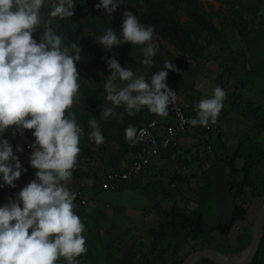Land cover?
I'll list each match as a JSON object with an SVG mask.
<instances>
[{
    "label": "trees",
    "instance_id": "trees-1",
    "mask_svg": "<svg viewBox=\"0 0 264 264\" xmlns=\"http://www.w3.org/2000/svg\"><path fill=\"white\" fill-rule=\"evenodd\" d=\"M51 1L57 24L42 36L43 44H28L27 50H21L14 64L0 62V91L4 98H7L6 105L12 107L15 103L32 101L29 92L19 87L20 80L39 89L46 86L43 89L57 101L60 112L70 113L77 119L79 130L86 140H89L91 147L102 145L110 148L112 145H118L124 155L134 153L131 148L133 135L143 124L151 121L146 115L150 108H142L136 94V91L147 87V72L151 73L152 83H161L166 93L172 92L169 94L171 101L167 104L163 102L164 107H161L166 112H170L174 94L177 93L176 88L181 86L191 89L189 99L195 108H198L201 91L195 84L197 78L186 82L181 72L197 63L203 67L208 58L216 57V53L210 50L211 47L225 46L224 37L230 30L246 38L247 27L256 29L257 16L264 10V0L256 1L255 7H252V17L247 20L241 18L242 11L234 9L236 6L231 1H223L229 7L226 12L222 9L215 11L211 4L206 6L204 0ZM116 7L121 8L123 12H118ZM179 11H183L190 19L189 23L184 24L181 21ZM127 16H132L137 23L147 26L162 41L173 45L178 53L174 55L167 52L170 57L168 59L160 57L155 46L150 50L140 44L136 28L128 21ZM40 22L38 19L37 24ZM239 25L245 27L241 30ZM0 37L20 44L7 33L0 32ZM47 47L54 50L46 53ZM143 52L147 53L151 60L144 61ZM218 62L220 68L215 81L221 88H227L228 80L230 76L233 77L235 70L219 58ZM89 63L92 65L89 66ZM243 68L245 75L252 74L253 68L248 69L247 63L243 64ZM240 83L244 85L243 81ZM144 95L147 96L146 93ZM248 105L260 110L251 102ZM261 120L260 127L264 129V115ZM60 129L63 131L61 125ZM3 139L10 149V153L3 157V168L10 169L12 155L25 159L30 164H40L46 174L47 184L57 177L56 165L76 167V163L81 162L78 159H69L62 150L58 151L56 158L49 157L50 160L39 162L23 153V150L18 149L7 137ZM26 145L25 142L23 147ZM86 149L89 153L93 152L88 146ZM235 159L232 157L228 162V184L234 200L244 196L246 187H251L253 193L252 184L255 178L250 175L248 164L238 168ZM241 174H244L243 181L240 180ZM99 182L102 186L103 182ZM41 192L46 193L44 189H41ZM263 195L264 190L254 197ZM75 200H78L76 196ZM246 217V210L234 203L233 222ZM232 229L231 224L219 228L226 242L224 248L218 244L220 240L213 236L216 230L207 226L200 211L189 207H176L170 212H161L145 237L147 239L132 240L129 244L130 250L120 256L119 261L121 264H182L186 255L199 250L197 246L192 245V240L201 242V249L215 248L227 254H234L229 244ZM250 236L249 228L248 234L240 237L242 240L239 245L242 248L239 250L246 248ZM7 249H14V246L10 244L7 233L0 231V256ZM263 249L264 237L251 264H259ZM200 262L217 264L208 259H201Z\"/></svg>",
    "mask_w": 264,
    "mask_h": 264
},
{
    "label": "rangeland",
    "instance_id": "rangeland-1",
    "mask_svg": "<svg viewBox=\"0 0 264 264\" xmlns=\"http://www.w3.org/2000/svg\"><path fill=\"white\" fill-rule=\"evenodd\" d=\"M223 1L234 2L236 6L234 9L241 10V18L248 20L252 17L251 11L252 7H255L254 3L259 0H204V3L206 6L211 4L215 11L222 9L223 12H226L229 7ZM230 9L231 11L233 10L232 7ZM116 10L123 12L119 7H116ZM179 14L184 24L190 22V19L184 15L183 11H179ZM127 18L135 26L137 39L140 44L150 50H153V46H155L158 50V55L168 59L170 57L167 56V52H171L174 55L178 53L173 45L162 41L147 26L137 23L132 16H127ZM38 19L41 20L40 24H37ZM215 22L218 24L217 20ZM256 22V29L250 26L247 27L248 36L246 38L232 30L227 32L224 37L225 46H222V48L213 46L210 49L214 54L216 53V57L211 56L208 58L203 67L197 63L190 68H186L185 71L181 72L184 80L192 82L197 78L195 80L197 85L199 78H201L200 75L205 70L208 62L212 61L214 65L216 64L219 67V58L231 66L232 70H235L233 77L230 76L231 82L228 85L237 88L241 86L240 82L243 81L248 88L242 89V94L245 95V98L248 95L256 101L257 98L255 96L264 93V10L258 14ZM56 24L57 16L51 0H0V32L7 33V35H11L20 42L18 44L11 39L0 37V62L14 64L21 50H27L28 44L35 42L43 44L42 36ZM244 27V25H239L241 30ZM51 50L54 49L47 47L45 52L50 53ZM55 51L58 52L57 49ZM143 54L145 56L144 61L151 60L147 53L143 52ZM245 63H249L251 69L253 68L251 75H245L243 68ZM91 65L92 63H89V66ZM208 73H214V68H209ZM146 79L147 107L145 101H142L139 91H136V94L140 105L145 109L150 108L147 110L146 115L151 118L152 114H158V112L152 110L153 107L155 110H162L161 107H164L163 102L167 104L171 101L169 94L172 92L166 93L161 83H152L150 72H147ZM229 86L224 92L226 96L230 92ZM19 87L29 92L32 101L25 100L23 104L15 103V105L9 107L6 105L7 98H4L2 91H0V204L2 205H0V208L4 210V207L8 205L24 208L27 207V203L33 202V208L30 210H36L34 206L39 205V202L46 198V193L41 192V189H43L42 181L44 186L47 183L46 174L44 172L45 178L40 175L43 172L40 164L32 166L33 164L15 155H12L10 160V169H4L3 157L10 153V149L3 138L7 137L11 143L18 149H22V152L28 156L34 155L35 160H39V162L48 161L51 155L53 158L57 157L58 148L63 153L65 150L75 154V156L78 152L79 157H86L87 151L84 144L79 141V139L83 138V134L79 130L77 119L71 114L60 112L57 101L48 95L46 89H43L46 86L39 89L24 80H20ZM176 89V94H184L185 92L187 94V91L191 90L189 87L185 88V86L177 87ZM250 91L254 95H250ZM175 99L181 98L177 96ZM60 125L63 131H61ZM25 142L27 145L23 147ZM247 150L251 152L248 160V170L252 171L250 175L255 177L252 184V194L254 196L263 193L264 190V143H253L250 138H245L240 144L238 153L241 155L244 153L249 154ZM66 154L68 155V153ZM72 154L68 156L73 158ZM97 155L104 157L105 154L100 151ZM121 162V166L124 167L130 161L121 157ZM89 163H92V161ZM60 165H56V172ZM223 167L222 164L219 165V169ZM32 168L34 171L31 170ZM99 169L102 173L105 171L107 176L111 168L109 166L105 169L101 163ZM207 177L211 180L212 195L220 196V200H222L220 206L225 208V205L228 204L226 201L228 196L226 192L227 185L219 176V170L212 169L207 174ZM142 178L126 182V189L120 191L103 190L104 192L101 194L95 195L89 206L77 208L71 215H63L60 219L53 218L51 225L45 230L46 239L44 236L40 239L41 249L39 247L36 249L37 247L34 245H31L29 250L17 249L13 252V249H7L0 256V261L2 260L0 264H37V260L42 261L43 264H114L115 259H119L120 256L122 257L130 250L129 244L134 240V233L135 238L136 236L142 237L138 233V228L145 222V219L151 217L152 214H161L159 210L156 211L158 206H160V203L156 201L161 197V192L167 190V187L158 183L152 184L150 189L145 190ZM104 180L102 179L101 181L104 183ZM138 181L141 182L140 185H138ZM262 201L263 197L259 198V202L254 204L253 207L255 209L251 208V212H256ZM107 206L117 208L130 207L140 212H146L148 215L147 217L135 218L132 228L135 232L130 234V239L126 236L106 243L103 238L105 231L101 227V223L106 222L107 217L104 212ZM21 213L25 216L27 212L23 211ZM45 214L47 213L45 212ZM3 216L6 215L2 214ZM28 217L38 222L33 211L29 212ZM252 222L253 220L248 217L237 219L233 222L232 215L230 218H228V215L226 216L223 226L231 224L232 228H235L229 241L234 252L233 255H239L247 248L248 244L245 249L239 250L242 246L238 245L237 238L248 234ZM51 235L57 237L53 242H51L49 237ZM218 238L220 240L218 244L225 248L226 242L221 234ZM148 241L150 242V240ZM191 243L197 246L199 250H202L201 242L192 240ZM200 263L199 261L196 264ZM259 264H264V249L259 258Z\"/></svg>",
    "mask_w": 264,
    "mask_h": 264
},
{
    "label": "crops",
    "instance_id": "crops-1",
    "mask_svg": "<svg viewBox=\"0 0 264 264\" xmlns=\"http://www.w3.org/2000/svg\"><path fill=\"white\" fill-rule=\"evenodd\" d=\"M215 65L212 61L208 62L196 85L201 91V98L204 95L211 94H218L220 98V102L216 107V110L221 115L220 129L219 132L212 135L207 143L212 145V149L209 150L206 145H203L202 137L198 132L194 130L187 131L179 135L176 147L162 151L160 155L156 156L152 161V165L147 168L139 178L141 179V177H143L142 181L145 190L150 189L152 184L158 183L167 187V190L161 192V197L156 201L160 203L156 211L159 210L160 213L161 211L170 212L176 207L179 209L189 207L190 209L198 210L202 213L207 226H209L210 229L214 228L212 230H216L213 236L218 240L221 234L219 228L224 224L226 216L228 215V218H230L232 215L234 203L241 205L242 208L246 210L247 217L252 220L255 212H251V208L254 210V204L259 202V198H261L254 197L251 187H246L244 196L234 200L228 184L230 180L228 162L234 157L236 158L235 163L238 168H242L248 164L249 155L251 154L250 150H247L249 154L244 153L241 155L238 153L240 144L245 138H250L253 143H264V129L260 127L262 123L261 117L264 115V93L255 96V98H257L256 101L251 99L248 95L245 98V95L242 94L241 91L244 88H248V86L244 83V85L237 88L227 85V87L229 86L230 88V92L229 95L226 96L224 93L226 92V88H221L214 80L220 68L218 65H216V68ZM209 68H214V73H208ZM230 82L231 78L228 80V84H230ZM190 92L191 90L187 91V94H185L186 92L184 94H174V99L180 96L182 100L191 102L189 99ZM139 93L142 96V101H145L147 107V99L144 95L147 93L146 88L139 90ZM250 95H254V93L250 91ZM138 102L140 104L139 99ZM250 102L253 103L256 108L259 107L260 110H255L252 106H249L248 103ZM172 107L170 112H166L163 108L162 110H155L153 107L152 110L158 112V114H152L151 121H156L160 127L171 124L174 121ZM65 113L70 114L67 112ZM104 118H106V116H104ZM79 141L84 144L86 151V146H88L93 152L89 153V151H87L86 157H79L78 152L75 156V154L64 150L65 154H72L73 158H70V156L66 154L69 159H78L81 160V162L76 163V167L61 164L60 168L57 170V175L61 172L62 166H67L69 168L63 178L56 177L52 183H46L45 186L42 181L41 185L43 189H46V198L39 202V205L34 206L36 210H30L33 208V202L27 203V207L24 208L15 207L14 205H8L4 207V210L0 208L1 213L6 215L2 217L0 213V231L2 233H7L12 226L14 218L20 216L24 223L29 226V230L33 237V241L27 248H21L19 246L14 247L12 250L13 252L17 249L29 250L31 245L36 246V249H38V247L40 248V239L42 236L46 239L45 230L51 225L53 218L60 219L63 215H71L74 210L76 211L77 208L82 207L79 201L75 200V196L76 192L81 189L83 185L86 186L89 192V202L87 206L90 205L95 195L104 192L99 181L105 179L106 172L103 171L102 173L99 169L101 163L105 169L109 166L111 169H126L131 165L134 159V153L124 155L120 152L118 145H112L110 148H105L102 145L91 147L89 140H86L85 136L79 139ZM58 149L60 150V148ZM59 150H57V154ZM100 151L105 154L104 157H102V155H97ZM114 156L117 158H114ZM121 157L130 161L124 165V167L121 166ZM31 158L35 159V156L31 155ZM51 158H53L52 155ZM91 161L92 163H89ZM220 164L224 166L221 169H219ZM34 165L39 164H33L32 166ZM212 169L219 170V176L227 185L226 192L228 196L226 201L228 204L225 205V208L220 206V202H222L220 196L217 197L212 195L210 187L212 185L211 180L207 177V174ZM31 170L34 171L33 168ZM40 175L45 178L44 172H41ZM243 177L244 174H241V181L244 180ZM97 179H99V181H97ZM140 184L141 182L138 181V185ZM126 187L127 185L125 184L120 190L126 189ZM21 210L27 212L25 216H23L21 213L23 211ZM32 211L35 213L38 222L28 217L29 212ZM45 212L47 214H45ZM104 213L107 218L106 222L101 223V227H103L105 231L103 238L106 243L126 236L130 239V234L135 232V230L133 231L132 229L135 218L147 217L148 215L146 212H140L130 207L117 208L113 206H107ZM158 215L159 214H152L151 217L145 219V222L138 228V233H140L142 237L136 236L137 239L138 237L139 239H147L145 237L155 225ZM42 219L48 223V226L45 228L41 226L43 222ZM234 229H232L229 241L232 238ZM49 237L51 242L57 238L55 235ZM240 237L241 236L237 238L238 245L242 240ZM133 238L136 239L135 233ZM37 264L43 263L37 260ZM114 264L121 263L119 259H115Z\"/></svg>",
    "mask_w": 264,
    "mask_h": 264
},
{
    "label": "built area",
    "instance_id": "built-area-1",
    "mask_svg": "<svg viewBox=\"0 0 264 264\" xmlns=\"http://www.w3.org/2000/svg\"><path fill=\"white\" fill-rule=\"evenodd\" d=\"M174 121L160 127L156 121H150L133 135L131 148L134 151V159L131 165L126 168H112L103 183L104 190L119 191L126 182L139 178L147 168L152 165L153 159L160 155L162 151L174 148L178 144V137L182 133L194 130L202 137L203 145L209 150L212 145L207 144L214 133L220 129V113L216 110L220 102L218 94L204 95L201 98L198 108L191 102L182 99L173 100ZM67 166H62L58 178L68 172ZM124 184V185H123ZM89 192L86 186L76 192V197L82 207L89 202ZM42 228L48 223L42 219ZM239 230V228H237ZM9 242L14 247L27 248L33 241L29 226L24 223L20 216H16L12 226L7 232Z\"/></svg>",
    "mask_w": 264,
    "mask_h": 264
},
{
    "label": "water",
    "instance_id": "water-1",
    "mask_svg": "<svg viewBox=\"0 0 264 264\" xmlns=\"http://www.w3.org/2000/svg\"><path fill=\"white\" fill-rule=\"evenodd\" d=\"M248 69H251L250 64H247ZM253 222L251 224L250 241L247 248L239 255L227 254L215 248H203L197 250L189 255H186L182 261V264H196L201 259H208L217 264H251L259 250L264 237V195L263 201L260 207L257 209L253 216ZM244 253V257L240 261H232L231 258H238Z\"/></svg>",
    "mask_w": 264,
    "mask_h": 264
},
{
    "label": "bare ground",
    "instance_id": "bare-ground-1",
    "mask_svg": "<svg viewBox=\"0 0 264 264\" xmlns=\"http://www.w3.org/2000/svg\"><path fill=\"white\" fill-rule=\"evenodd\" d=\"M243 257H244V253H243L240 257H238V258H234V257H232L231 260L234 261V262H236V261H240V260H242Z\"/></svg>",
    "mask_w": 264,
    "mask_h": 264
}]
</instances>
